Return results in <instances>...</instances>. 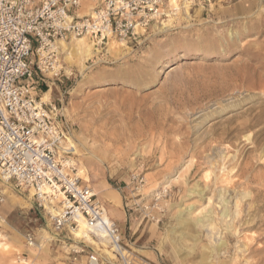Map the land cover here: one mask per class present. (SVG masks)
Returning a JSON list of instances; mask_svg holds the SVG:
<instances>
[{
    "label": "rangeland",
    "instance_id": "1",
    "mask_svg": "<svg viewBox=\"0 0 264 264\" xmlns=\"http://www.w3.org/2000/svg\"><path fill=\"white\" fill-rule=\"evenodd\" d=\"M63 43L57 44L60 76L45 78L49 103L75 147L77 171L86 170L106 209L120 203L123 190L135 204L162 194L159 223L147 222L157 225L151 245L159 264H201L203 256L204 264H264V0L180 11L116 52L94 48L83 67L68 59L71 42ZM133 175L144 178L139 190ZM99 186L109 199L98 196ZM6 187L0 264H85L93 251L102 264H118L104 252L108 244L98 248L58 234L28 191ZM224 192L231 214L241 195H250L234 220L239 237L222 227L218 234L196 227L182 235L178 216L192 221L207 206L219 214L216 196ZM221 241L216 256L210 248ZM76 245L83 249L78 255Z\"/></svg>",
    "mask_w": 264,
    "mask_h": 264
},
{
    "label": "built area",
    "instance_id": "2",
    "mask_svg": "<svg viewBox=\"0 0 264 264\" xmlns=\"http://www.w3.org/2000/svg\"><path fill=\"white\" fill-rule=\"evenodd\" d=\"M231 0H0V179L32 192L33 207L53 230L73 237L84 225L90 237L107 241L118 264H151L122 245L119 228L80 176L59 112L36 95L45 78H58V43L86 38L97 50L112 40L128 44L152 24L178 12ZM91 6L79 17L82 3ZM175 2V3H174ZM176 5V6H175ZM135 190L144 178L133 175ZM161 195L134 204L142 221L159 223ZM4 202L0 195V207ZM27 245L33 237L27 235ZM81 241V240H80ZM83 252L74 246L75 255ZM85 264H102L91 252Z\"/></svg>",
    "mask_w": 264,
    "mask_h": 264
},
{
    "label": "bare ground",
    "instance_id": "3",
    "mask_svg": "<svg viewBox=\"0 0 264 264\" xmlns=\"http://www.w3.org/2000/svg\"><path fill=\"white\" fill-rule=\"evenodd\" d=\"M90 10H91V6H89L88 4L84 3V5H82L81 10L79 11V17H85V16H87L89 14ZM185 13H187V12H185ZM70 42L72 44L71 47L69 49L68 48L66 49V50H68L67 51L68 59H72L73 60L72 63H74V64H76V65H78L80 67H83L84 64L93 56L94 50L96 51V49H94L93 45L86 38H72L70 40ZM119 44H117L116 41L113 40V41L109 42L108 46H110L109 49L111 51H114L115 50V52H116V49H118L119 46H123L122 44H120V45ZM60 45L65 48V44L63 42H61ZM173 69L174 68H171L168 72L172 71ZM50 98H51V90H48V91H46V92L43 93L41 102L42 103H47V102L49 103ZM68 146H70V145H68ZM70 147L73 150H75V147H73V146H70ZM85 171H86L85 169H80L78 173L85 180H88L89 177L87 176V174L85 173ZM233 172H234V170H233ZM222 180H224V179H222ZM226 180H224V181H226ZM98 188L100 190L98 196H100L101 198L109 199V196L110 195L108 193V190L104 189L103 186H99ZM0 190H1L2 193H6L7 192L8 188L6 187V183H2L1 182V184H0ZM224 191L226 192L227 190H224ZM225 192H224V194L219 193L218 196H216V198L219 201L218 204H221L222 205L221 212L219 214H217V215L214 216L212 214L213 212L211 213L209 209L207 210V207H208L207 206V207L203 208L201 211H199V213H200L199 215H202V216L200 218H197L196 217L192 221L191 220H188V219H184L181 216H178L177 224L182 229L181 233L184 231L182 233V235L186 234L185 232L188 233L189 231L190 232L194 231V229L196 227H199L200 229H202L204 227H208L213 232L214 231H217L216 233L218 234L219 233V229L222 227V231H224L227 234V236L232 235V236L239 237V231L237 230V225L234 224V220L241 213L240 212V206H241L242 202H244V200L248 199L250 197V195L248 193H243L240 198L237 197L239 199L234 204L235 205V210L236 209L237 210H236L235 213L233 212L234 214L233 213L231 214L232 211L230 212L229 209H228V206H230V204L228 205V202L229 201L228 202L226 201V200H228V198L227 199L224 198V195L226 194ZM194 193H198L199 194L200 192H199V190H198V192H196V190H194ZM111 195H112V193H111ZM31 196H32V192H29V196L28 197H31ZM208 205H210V199L208 201ZM203 212H206V213H203ZM238 223H239V221H238ZM218 227H220V228H218ZM73 237L76 240H84L85 242H87L89 244H92V245H94V246H96L98 248H99V245H101L103 247L107 245V241L104 240L102 237H99L98 242H95L90 237V235H89V233L86 230V228H85L84 225H81L79 231L76 232ZM188 238H190V237H188ZM192 238H193L194 243H195V241L197 240V239H195L196 237H192ZM224 244H225L224 241L215 243V245L210 248L211 253H213L216 256H218L219 253H220V250H221V246H224ZM243 248H244V250H241V253H243V251L246 250L245 249L246 246H243ZM4 251H7V249L4 248ZM104 252L106 253V255L108 257H111V254H110L109 251H104ZM215 255H213V256H215ZM203 260H205V257L204 256L202 257V263L201 264H204L203 263Z\"/></svg>",
    "mask_w": 264,
    "mask_h": 264
},
{
    "label": "crops",
    "instance_id": "4",
    "mask_svg": "<svg viewBox=\"0 0 264 264\" xmlns=\"http://www.w3.org/2000/svg\"><path fill=\"white\" fill-rule=\"evenodd\" d=\"M44 88H46L45 85L41 84L36 91L43 94ZM81 178L89 184V179L85 180L83 177ZM99 191L100 190L98 188V193ZM93 192L97 198L96 192L94 190ZM131 197L132 196L129 191H121L119 193L120 203L117 201V205H110L108 209H106V207L98 199L97 200L105 209L108 217L114 222H116L115 220L118 221L116 224L121 234L122 245L125 248L132 250L147 262L151 264H159L158 254L151 245L157 225L155 226L154 224H149L140 219L137 210L134 208L136 201L130 200ZM109 211L115 213V216H111Z\"/></svg>",
    "mask_w": 264,
    "mask_h": 264
},
{
    "label": "trees",
    "instance_id": "5",
    "mask_svg": "<svg viewBox=\"0 0 264 264\" xmlns=\"http://www.w3.org/2000/svg\"><path fill=\"white\" fill-rule=\"evenodd\" d=\"M43 92H46V88H44Z\"/></svg>",
    "mask_w": 264,
    "mask_h": 264
}]
</instances>
